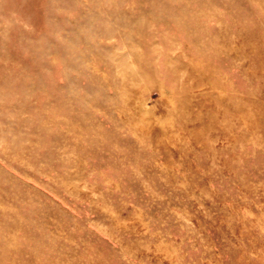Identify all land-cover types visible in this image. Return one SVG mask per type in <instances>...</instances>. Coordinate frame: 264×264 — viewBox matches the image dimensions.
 Instances as JSON below:
<instances>
[{
    "label": "rangeland",
    "instance_id": "rangeland-1",
    "mask_svg": "<svg viewBox=\"0 0 264 264\" xmlns=\"http://www.w3.org/2000/svg\"><path fill=\"white\" fill-rule=\"evenodd\" d=\"M0 264H264V0H0Z\"/></svg>",
    "mask_w": 264,
    "mask_h": 264
}]
</instances>
